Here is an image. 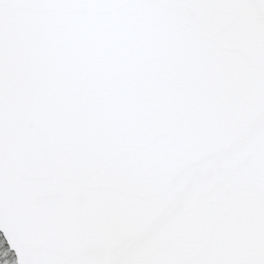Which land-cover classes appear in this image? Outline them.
I'll return each mask as SVG.
<instances>
[{"label":"snow or ice","instance_id":"1","mask_svg":"<svg viewBox=\"0 0 264 264\" xmlns=\"http://www.w3.org/2000/svg\"><path fill=\"white\" fill-rule=\"evenodd\" d=\"M0 264H264V0H0Z\"/></svg>","mask_w":264,"mask_h":264}]
</instances>
